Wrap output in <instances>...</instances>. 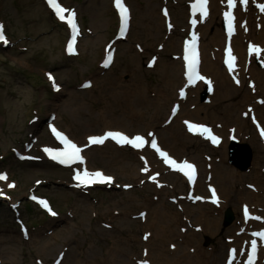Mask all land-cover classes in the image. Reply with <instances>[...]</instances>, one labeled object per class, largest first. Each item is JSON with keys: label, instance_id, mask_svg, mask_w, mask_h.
I'll return each mask as SVG.
<instances>
[{"label": "rangeland", "instance_id": "1", "mask_svg": "<svg viewBox=\"0 0 264 264\" xmlns=\"http://www.w3.org/2000/svg\"><path fill=\"white\" fill-rule=\"evenodd\" d=\"M222 1L227 4V0H211L212 15L199 24L201 28L195 34L203 54L201 72L205 79L196 87L188 88L183 47L193 35L188 26L198 24V19L190 14V0H127L133 14L129 35L127 41L117 44L113 35L118 26L113 13L114 0H61L66 6L75 7L80 17L81 36L90 28L93 36L98 35L83 41V51L101 61L105 51H115L112 68L101 75L99 63L93 64V58L83 56V51L81 58L65 56L68 32L61 22L51 17L41 0H0V24L9 35L7 41L12 43V47H0V173L7 176L6 183L11 178L18 184L9 194L8 202L0 201L1 264H110L114 255L133 257L130 246L145 247L144 234L151 233L155 239L168 222L161 219L162 215L167 213L177 219L175 215L181 213L179 208L188 209L182 219L186 220L188 235L195 238L188 246L179 248L178 256L199 247L198 252L201 250L205 255V264H228L232 259L231 251L236 249L233 262L247 264L248 246L242 245V239L247 238L249 242V232L264 226V221L241 235L240 223L245 218L231 202L224 200L220 209H214L208 197L205 201L195 202L196 190L202 188L207 169L214 166L218 173L213 181L223 194L222 199L232 197L236 192L240 197L253 198L258 187L261 190L257 199L264 205V161L258 162L264 158L261 135L264 131V45L258 40L264 34V12L257 7L264 1L248 0L246 6L239 3L245 19L235 39L242 40V35L247 37L243 43L245 63L244 66L239 63L233 71L225 70L222 63L226 46L221 47L212 40L217 38L214 37L216 23L218 30L224 32L222 22L227 6L222 15L218 13ZM193 19L197 20L195 25L191 23ZM235 46L232 41L231 48L238 56ZM250 46H258L261 53L250 52ZM208 63L213 67L208 68ZM45 71H54L56 81H46ZM215 72L223 78L219 81L225 83L230 96L216 91ZM92 73L94 76H90ZM86 79L98 85L85 91L79 84ZM104 80L106 87L103 89L101 83ZM204 81H210L214 90L206 104L198 100ZM47 82L50 87L61 85L64 92L53 93ZM138 83L141 85L139 103L136 102ZM124 91L126 94L131 92L125 99L127 108L124 99L119 98ZM181 92L184 99H180ZM244 94L249 95L252 102L241 100ZM247 104L258 105V109L243 112ZM71 111L77 115L76 119ZM124 112L131 116H125ZM172 113L176 116L172 117ZM54 114L59 116L57 123L49 120ZM186 122L213 126L219 135L225 136L222 146H212L201 135L184 138ZM105 124L115 130L103 128ZM51 125L68 129L69 135L79 144H84L89 137L116 130L129 138L146 134L142 137L149 140L158 135L171 156L199 165L197 188L191 192V185L184 182L181 172L163 170L162 160L149 149L133 154L129 145L121 146L108 139L102 151L89 153L91 149L100 150L103 146L87 149L84 165L89 172L100 171L113 177L115 183L107 190L72 189V175L81 171L79 163L62 170L46 160L44 149H54ZM102 129L105 131L101 133ZM84 136L87 137L84 139ZM231 138L251 148L253 159L247 172H240L229 164L228 141ZM19 152L38 162L16 161L14 155ZM257 162L261 164L257 166ZM146 163L153 169L143 173ZM154 171H163L162 180L158 182L166 185L162 192L156 190L155 182L148 181L149 174ZM135 173L138 174L136 178ZM227 173L238 177L229 179L231 175ZM123 184L130 186V190L123 191ZM186 192L189 193L187 196ZM29 193L46 197L59 215L46 218L38 205L28 202L31 201L27 200ZM197 208L206 219L201 223L199 233L186 227V224L195 225ZM227 209L233 213L234 222L224 228L223 214ZM249 213L252 214L251 210ZM145 218L147 221L143 223ZM16 219L21 224H17ZM22 229L28 232L29 239H22ZM172 230L184 236L179 233L180 226L172 227L170 232ZM174 244L177 245V241ZM159 253V248L154 246L153 264H159ZM7 258L15 259V263ZM258 264H264L262 256Z\"/></svg>", "mask_w": 264, "mask_h": 264}, {"label": "snow or ice", "instance_id": "2", "mask_svg": "<svg viewBox=\"0 0 264 264\" xmlns=\"http://www.w3.org/2000/svg\"><path fill=\"white\" fill-rule=\"evenodd\" d=\"M239 2L240 4H243L245 6L248 4V0H239ZM114 3H115V7L118 9L119 14H120V18H121L122 25H123L121 29V33L123 34V32L127 29V26H128L129 10L124 5L122 0H114ZM48 4L55 11L56 15L59 17L60 20L62 21L65 20L64 13L70 10L61 7V5L57 3V0H48ZM207 5H208V0H195V2L191 5L193 15L195 16L197 13H199L202 19H206L208 16ZM236 6H237V0H227L228 11L224 12V19L227 22L229 36L234 34L235 17L233 14V10L236 8ZM257 7L260 9L261 12H264V4H258ZM164 14L165 16H167L168 15L167 11H165ZM70 15L72 19L68 20V23L70 24L74 35L72 36V43L68 45V51L69 53H72L73 45L75 44L76 34L78 33V29H77L76 23L74 22L75 12H70ZM191 23L195 25L197 23V20L193 19ZM169 27H171V25H169ZM0 41L7 43V40L4 35V25L2 24H0ZM196 41H197V37L195 33H193L192 39L186 46V50H185L186 55L184 59L187 61V73H188L187 78L190 82L197 80V79L199 80L205 79L203 76L199 75L197 71L199 60H198ZM249 51L255 52L257 55L261 53V49L258 46H250ZM227 56H228V59L226 63L228 65L229 70L231 71L234 69L235 60H236V57L232 55L231 47L228 48ZM111 59L112 57L109 56L108 61L110 62ZM49 78L52 79L51 77ZM236 82L239 83V80H237ZM206 83H208L209 86L211 85L210 81H206ZM84 86L89 87L90 85L86 84ZM54 87H55V84H54ZM181 95L183 96V92H181ZM186 123L188 125L189 131L198 132L199 134L204 135L206 139H210L214 144L218 143V138L212 135L211 129L201 126V125H196L190 122H186ZM52 132L56 136V138L59 140V142L63 145V148L62 149L45 148L44 149L45 153H47L52 160L60 164L66 165V166H70L71 164H74L77 162L80 164H84L85 161H84V157L81 155V152H82L81 147H79L76 143L71 141L66 135L62 134L57 129L52 128ZM261 135L264 136V131H261ZM108 139L115 140L121 146L130 145L132 148H135V149H142L146 143H149L148 141L145 140L144 137L139 136V135L135 136L134 138H129L127 135L121 132L108 131L101 136L90 137L89 144L100 145V144H103ZM150 145L153 149H155V151L164 160V162L169 165V167H171L175 171L183 173L188 178L189 181H194L195 174H196V169L194 165L187 163V162H184L182 164H177L176 161L173 160L168 155L167 152L161 150V148L157 145V141L155 140V138H153L150 141ZM142 171H145V172L147 171V163L145 164V168L142 169ZM6 179H7V176L5 174H0V180H6ZM74 179L77 181L78 186L87 187V186L98 184V183L111 184L113 183L114 178L111 176H106L104 173L100 171L89 172L88 170L85 169L82 172L77 171L75 173ZM151 179L155 181L156 177L152 176ZM10 186H14V185H10ZM211 192H212V197H213L212 203L218 205L219 198L216 195L215 189H212ZM33 198L35 199V197ZM197 199H199V197ZM38 202L44 208H46L50 212V214L52 215L56 214L51 211V209L48 206L47 201L40 200ZM243 212H244L245 220H248V219L260 220L261 219V217L250 216L249 210L246 206ZM254 235L259 237L260 240H264V232H257V233H254ZM145 239H147V237H145ZM235 255H236V249H233L231 251L232 259L228 260V264H233ZM256 255H257V240L253 239L251 240V254L248 257V264H255Z\"/></svg>", "mask_w": 264, "mask_h": 264}, {"label": "bare ground", "instance_id": "3", "mask_svg": "<svg viewBox=\"0 0 264 264\" xmlns=\"http://www.w3.org/2000/svg\"><path fill=\"white\" fill-rule=\"evenodd\" d=\"M224 7H225V3H221L220 2L219 3V8H218V13L219 14L221 13V11L223 10ZM248 18L249 17H247V19ZM240 19H242L241 21H244L245 16L240 15ZM215 25L217 27V33H216V35L214 37H217V38H213L212 40H215L216 43H218L219 45H221V47L222 46H226V48H227L226 50H228V48H229V46L231 44V41L228 40L226 37L224 39L223 33L220 32V30H218L217 23ZM200 28L201 27L199 26L197 28V31H199ZM195 30L196 29H194V31ZM238 31H240L239 28H238V25L235 24V33L233 34V36L231 37V39L233 38L234 44L236 45L235 47H236V49L238 51V54H239L238 57L240 59V63H241L242 66H244L245 60H244V55L243 54H244L245 45L243 43L247 39V37L242 35L243 42H242V40L235 39L237 37L236 35H237ZM128 33H129V29H128V32L126 34V39L125 40L128 39ZM252 34H254V31H252ZM249 35H250V33H249ZM258 40H260V42L264 45V34L262 36H260L258 38ZM198 48H200L199 45H198ZM184 51H185V46H184ZM233 56L236 57V55L234 53H233ZM200 57H201V63H200V71H201V68L203 66V54L202 55L200 54ZM223 58H224V52H223ZM115 59H116V56L114 55V58H113V61H112L111 66L114 64ZM238 64H239V62L237 61V58H236L235 65H234V69L233 70L236 69V67H237ZM207 67L208 68H211L213 66H212L211 63H208ZM259 75L260 74H258V76ZM214 77H215L214 78L215 79V82L214 81L213 82L215 83L214 86L216 87V91L218 93H221V95H223V96H230L231 95V92H229L228 88L225 87V83L219 81L220 79L223 80V78L220 77V74L217 73V72H215L214 73ZM185 79H187V73L185 74ZM200 81L201 80L198 79V81L195 84V86H197ZM97 85L98 84L93 85L91 89L93 90ZM101 86H103V89H104L106 87V81H103L101 83ZM91 89H90V91H91ZM136 89H137V91H136L137 101L136 102L139 103L141 101V92H140L141 85L139 83L136 86ZM63 92H64V90L61 89V91H59L57 95H60ZM130 95H131V92L130 91L127 92V94H126V91H124V92H121V95L119 96V98H122V100L124 99L123 102H124V106L126 108L128 107V104H126L127 103L126 100H127L128 96H130ZM221 95L219 97H221ZM241 100H243L245 102H248V103L252 102L251 97L249 95H247V94H244L242 96ZM66 108H69V107L67 106ZM130 109H131V104H130ZM245 109H247V110H253V112H254V111H256L258 109V105L250 106V105L247 104L244 107V111L243 112H245ZM71 114H72V116H73L74 119L77 118V115H75L73 111H71ZM123 114H125V116H131V114H129L127 112H124ZM263 115H264V112H263ZM103 128L109 129V130H115V129H113L112 126H110V124H105ZM105 129H102L101 133L103 131H105ZM187 129H188V127H187ZM240 129H242V127H240ZM65 131H66L67 134L69 133V130L68 129H65ZM118 132H120V131H118ZM190 133H194V132H191L190 131ZM183 135H184V138H186V139L188 138V136L185 133ZM85 137H87V136H84V139H85ZM224 137H225L224 135L220 136V140H219V145L220 146H222V144H223L222 142L224 141ZM71 138L73 139V137H71ZM263 138H264V136H263ZM88 144H89V141H88ZM103 145L104 146L102 148H100V150L97 149V148L91 149L89 151V153H94V152L102 151L107 146L106 141H105V143H103ZM143 150L144 149L140 150V152H142ZM131 153L137 154V153H134V152H131ZM169 154H171L170 151H169ZM81 155L84 157L85 153L82 152ZM163 161H162V163H163ZM261 161H264V158H260V160L258 159V162H261ZM258 162H257V166L259 164H261V163H258ZM82 168H84V166H82ZM164 168H166V167L164 166ZM166 169H168V168H166ZM133 172H135V171L133 170ZM253 172L255 173V169L253 170ZM258 172L259 171H256V173H258ZM217 173H218L217 172V169L214 166H211V170L208 169L206 171L205 182H204V185L202 186L201 191H200V194L203 197H206L207 196V193L205 191V188H208L209 189V196H210L211 190L214 189L212 187V185H215L216 184L213 181V179L215 178V174H217ZM151 174H150V176H151ZM227 174L229 175L230 173H227ZM230 175L231 176H230L229 179H231V177H238L237 174H230ZM134 177L135 178L138 177V174L135 173L134 174ZM198 178H199V169H197L196 178H195L194 181H192V183L197 182ZM158 179H160V176H159ZM184 179L187 182H190L191 183V181H188L186 179V176L185 175H184ZM254 179L255 178L253 177L252 180H254ZM258 185H261V184H257L256 186H258ZM260 190H261L260 188L256 187V193L257 194H256V197H253V198H252V196H248L249 198L248 197L247 198L240 197L239 196L240 193L238 194L236 192L235 195H233L232 197H228L226 199L224 198V200H226L225 202H231L234 205L235 209L237 211H239V212L241 210H244L245 206L247 208L252 209L253 217H257V214L254 213L253 208L256 209L258 207H263V201L262 200L260 201V200L257 199V197H258V195L260 193ZM162 191H163V189L160 190V192H162ZM215 191H217L216 193H217V196L219 198V204L220 203H225V202H223L224 200H221L223 198L222 197V194H219V191L218 190H215ZM251 195H253V194H251ZM199 209L200 208H197L196 212H194V214L197 215L196 220H195V225H194L195 227H202L201 223L202 222H206V219L204 217H202V212ZM187 210L188 209L185 208V209L182 210V212L179 215L176 214L175 216H177V219L174 216L173 217H170L167 213H165L164 215H162L161 219L162 218L163 219H167L168 222H165L166 223V226L163 227L164 229L162 230V233L160 235H157L155 239L153 238L152 235H150L149 240H147L145 247L144 246L135 247V245H131L130 246V250L132 249L134 251L133 257L130 256V255H128V254H123L121 257L114 255L112 257V259L110 260V264H150V263L153 264L152 257H151L152 256L151 253L154 250V246H157L159 248V252H160L158 254V258H159V261H160L159 264H181V263H184V264H205V261H204L205 255H204L203 252H201V250H200V252H198L199 247H196V249L194 251H192V252H188L186 254H182L181 256H178L179 255V252H180L179 251V248L183 249L184 247L188 246V244L192 243L191 242V239L195 238L193 235H188L187 231L184 230V227H185V221L184 220H183V222L179 223L181 221V219L187 214V212H186ZM258 217H260V216H258ZM263 218L264 217L262 215L261 216V219H263ZM256 220L257 219H251L250 222H245L244 221L243 223H240V225L242 226V232L245 233V229H247L250 225H252ZM214 222H216V221H214ZM176 226H180V229L181 228L183 229L182 232H179V233L184 234V236H181L180 234H175V231H173V230L170 232V229L172 227H176ZM197 229H199V228H197ZM230 232H232V230ZM175 241H177V243H178L177 245L174 244ZM242 242L245 243L247 241H246V239H244V240H242ZM248 246L250 248L251 242H250V244H248ZM263 254H264V246H261L260 249H259L258 258H257L255 264L258 263L259 257L262 256ZM248 255H249V250L247 252V258H248ZM7 260H10L13 263H15V259H9V258H7ZM0 264H1V262H0Z\"/></svg>", "mask_w": 264, "mask_h": 264}, {"label": "water", "instance_id": "4", "mask_svg": "<svg viewBox=\"0 0 264 264\" xmlns=\"http://www.w3.org/2000/svg\"><path fill=\"white\" fill-rule=\"evenodd\" d=\"M206 93H203L200 96L201 101H203L206 97ZM230 151V161L231 163L238 168L240 171H246L252 160V155L250 153V149L246 145H240L237 143H232L229 147ZM233 220V216L230 212H227L225 215V226L229 225Z\"/></svg>", "mask_w": 264, "mask_h": 264}]
</instances>
